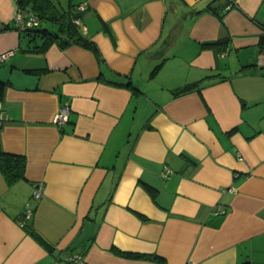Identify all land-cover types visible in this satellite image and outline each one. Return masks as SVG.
Segmentation results:
<instances>
[{
  "label": "crops",
  "instance_id": "0c3cea01",
  "mask_svg": "<svg viewBox=\"0 0 264 264\" xmlns=\"http://www.w3.org/2000/svg\"><path fill=\"white\" fill-rule=\"evenodd\" d=\"M78 4L44 41L0 0V150L25 157L0 168V264H264V0Z\"/></svg>",
  "mask_w": 264,
  "mask_h": 264
},
{
  "label": "trees",
  "instance_id": "16d2710c",
  "mask_svg": "<svg viewBox=\"0 0 264 264\" xmlns=\"http://www.w3.org/2000/svg\"><path fill=\"white\" fill-rule=\"evenodd\" d=\"M19 9H30L36 13L39 17V25L25 31L27 35H41L45 37L44 41H51L60 38L61 33L60 28L65 26V31L68 37L74 36L77 34V24L73 22V19L76 17L80 18L79 11L76 9H70L65 11H59L52 0H17ZM209 10H212L220 20H222L224 12H216L210 5H207ZM49 20L50 22L59 24L58 29H52L47 27H42V22ZM14 27V25H13ZM15 28V27H14ZM61 39V38H60ZM63 40V39H61ZM74 41H78L87 45V42L81 37L77 36L74 38ZM262 47H264V36L261 37ZM226 45V40H216L209 43H204L202 47L204 48H217L222 50ZM126 85H129L126 84ZM6 82L0 80V102L2 101L4 89ZM191 86H184L176 93H180L186 90H189ZM232 131V130H231ZM0 168L6 180L8 182H13L17 179L25 178L24 169H25V157L23 155L7 153L0 150ZM33 234L32 230H29ZM111 251L117 255L131 257V258H146L144 254L122 251L114 246L111 247ZM70 261V259H68Z\"/></svg>",
  "mask_w": 264,
  "mask_h": 264
},
{
  "label": "built area",
  "instance_id": "2783aa9c",
  "mask_svg": "<svg viewBox=\"0 0 264 264\" xmlns=\"http://www.w3.org/2000/svg\"><path fill=\"white\" fill-rule=\"evenodd\" d=\"M84 4H78L76 9L78 11L83 10ZM73 22L75 24L80 23V18L76 17L73 19ZM39 25V17L36 15V13L30 9H19L16 12V15L14 17V27L19 30V31H25L27 29L36 27ZM13 51H7L4 54L0 56L1 59L11 55ZM258 63L264 64V47H262L260 55L258 56ZM68 114H69V108L66 105H61L58 112L54 116V123L61 127L66 121L68 120ZM7 114L3 112L2 107H1V102H0V126L3 124V122L7 119ZM173 172L172 169L169 167H164L162 171V176L166 177L169 176ZM34 189L32 192V197L34 199H39L42 196V188L43 185L41 183H34L33 184ZM219 212H223L222 209L218 208ZM32 213V207L29 206V204L25 205L24 208V218L27 219ZM70 260H78L79 256L69 258ZM187 264H198L193 260H189Z\"/></svg>",
  "mask_w": 264,
  "mask_h": 264
},
{
  "label": "rangeland",
  "instance_id": "374dc122",
  "mask_svg": "<svg viewBox=\"0 0 264 264\" xmlns=\"http://www.w3.org/2000/svg\"><path fill=\"white\" fill-rule=\"evenodd\" d=\"M52 1H54V4L59 11H63L67 9L68 0H52ZM58 26L59 24L50 22L49 20H45L42 22V27L58 29Z\"/></svg>",
  "mask_w": 264,
  "mask_h": 264
},
{
  "label": "water",
  "instance_id": "95a60500",
  "mask_svg": "<svg viewBox=\"0 0 264 264\" xmlns=\"http://www.w3.org/2000/svg\"><path fill=\"white\" fill-rule=\"evenodd\" d=\"M61 39H66V41H69L70 38L68 37V35H64V36H60Z\"/></svg>",
  "mask_w": 264,
  "mask_h": 264
}]
</instances>
